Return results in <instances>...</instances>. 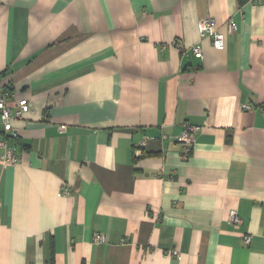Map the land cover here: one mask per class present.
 <instances>
[{
    "label": "crops",
    "instance_id": "0c3cea01",
    "mask_svg": "<svg viewBox=\"0 0 264 264\" xmlns=\"http://www.w3.org/2000/svg\"><path fill=\"white\" fill-rule=\"evenodd\" d=\"M5 90L0 264H264V0H0Z\"/></svg>",
    "mask_w": 264,
    "mask_h": 264
},
{
    "label": "built area",
    "instance_id": "2783aa9c",
    "mask_svg": "<svg viewBox=\"0 0 264 264\" xmlns=\"http://www.w3.org/2000/svg\"><path fill=\"white\" fill-rule=\"evenodd\" d=\"M237 30L238 26L233 22L226 23L225 31L218 30L215 27L214 19L211 17L202 19L198 23L200 37L202 39L211 38L212 45L217 51H223L225 49L226 36L235 34ZM174 46L183 54L191 52L196 59L203 58V51L199 45L186 48L176 41L174 42ZM245 109L251 110V107L247 105ZM29 110V103L26 99L18 100L14 94L0 91V122L3 126L2 136H0V150L3 151V154L0 161L3 165H16L21 161L20 156L16 153L12 144L13 139L18 138V132L13 127V121L22 119ZM195 132V128L186 125L185 130L177 139V141L184 144V157H188L192 152L193 134ZM145 142L143 141L141 145L145 146ZM62 193L63 195H68L69 191L64 189ZM230 222L235 226H240L243 221L236 212H232L230 214ZM251 241V236L245 237L246 244H250ZM94 242L101 244L105 243L106 239L104 236L97 234L94 236ZM173 255L178 256V251H174Z\"/></svg>",
    "mask_w": 264,
    "mask_h": 264
},
{
    "label": "trees",
    "instance_id": "16d2710c",
    "mask_svg": "<svg viewBox=\"0 0 264 264\" xmlns=\"http://www.w3.org/2000/svg\"><path fill=\"white\" fill-rule=\"evenodd\" d=\"M3 92H7V90H5ZM7 93H9V91ZM17 140H18V138L13 139V141H12L13 146L17 144Z\"/></svg>",
    "mask_w": 264,
    "mask_h": 264
}]
</instances>
